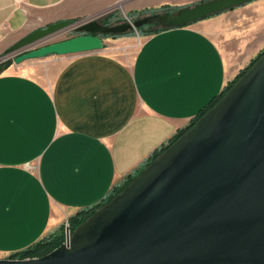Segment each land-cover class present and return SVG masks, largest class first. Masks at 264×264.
<instances>
[{"label":"crops","instance_id":"1","mask_svg":"<svg viewBox=\"0 0 264 264\" xmlns=\"http://www.w3.org/2000/svg\"><path fill=\"white\" fill-rule=\"evenodd\" d=\"M179 1L0 0V57L51 24ZM103 45L0 73V259L65 239L220 95L264 49V0Z\"/></svg>","mask_w":264,"mask_h":264},{"label":"water","instance_id":"2","mask_svg":"<svg viewBox=\"0 0 264 264\" xmlns=\"http://www.w3.org/2000/svg\"><path fill=\"white\" fill-rule=\"evenodd\" d=\"M252 0H207L105 27L100 16L37 29L0 59L19 64L103 49L94 34L134 31L156 18L183 27ZM67 30L72 38L40 45ZM46 255L0 264H264V55L214 107ZM70 236V238H69Z\"/></svg>","mask_w":264,"mask_h":264},{"label":"trees","instance_id":"3","mask_svg":"<svg viewBox=\"0 0 264 264\" xmlns=\"http://www.w3.org/2000/svg\"><path fill=\"white\" fill-rule=\"evenodd\" d=\"M207 1V0H206ZM204 2V1H203ZM201 3V2H199ZM197 4V3H196ZM196 4L190 5V6H185V7H180V8H171L167 5L162 6L161 8H156L154 10H146L143 11L142 13H131V16L136 17V19L134 20H138L141 18H145V17H153V16H158V15H162V14H166L169 12H175L177 10L183 9V8H188V7H192ZM219 14V13H217ZM215 15V14H214ZM213 16V15H211ZM114 17V16H113ZM210 17V16H209ZM208 18V17H206ZM205 19V18H203ZM202 20V19H200ZM100 25L105 26V27H111V26H116V25H120V24H111L110 21H104V22H98ZM155 26V27H154ZM154 27V28H153ZM164 30V28L160 27L158 25V22L156 20V18H152L151 21L147 24L144 25L140 28L137 29L138 34L140 35H149V34H153L156 33L158 31ZM76 33V35H79L81 33H77L76 31H74ZM130 33H132V31H127L125 33H121V34H94V35H100V37L102 39H104V37H110L112 39H116L122 36H127ZM264 55V49L257 54V56L249 63V65L243 69L238 75L237 77L230 82L226 88L223 90V92L218 95L217 97H213V99L205 106L203 107L199 113L196 115V117L192 120L191 123H189V125L184 128L183 130L179 131L170 141L168 144H166L165 146H163L159 151L153 153L151 155V157L149 158V160L146 162V164L144 165V167L137 173V175H134L132 177H130L129 179H127L126 183L124 185H122L121 187L117 188L114 193H112V195L107 199V201H105L104 203H100L94 207H91L87 210H81L79 212H77L73 217H71L68 221V228L70 230L71 233H73L81 224H83L93 213H95L98 209H100L105 203L111 201L113 199L114 196H116L117 194L121 193L133 180H135V178H137V176L147 167L149 166V164H151L152 162H154L161 154L163 151H165L171 144H173L178 137H180L182 134H184L187 130H189L194 124L195 122L204 114L206 113L211 107H214V105L221 99L224 97L225 93L227 92L228 89H230L233 85L236 84V82L253 66V64L262 56ZM12 63L11 60L5 62L4 64H2V69L7 68L10 64ZM65 228V227H64ZM64 242V233L62 231V233L58 236H54V237H49V238H45L42 239L41 241L37 242L36 244L32 245L31 247L25 249L24 251L20 252V253H16L14 255H11L9 258L12 259H30V258H38L41 257L43 255L48 254L49 252H51L52 250H54L55 248H57L58 246L60 247V245Z\"/></svg>","mask_w":264,"mask_h":264},{"label":"rangeland","instance_id":"4","mask_svg":"<svg viewBox=\"0 0 264 264\" xmlns=\"http://www.w3.org/2000/svg\"><path fill=\"white\" fill-rule=\"evenodd\" d=\"M203 1H206V0H180L177 3H172L170 5L165 4V5H167L171 8H180V7L190 6V5H193V4H196L199 2H203ZM142 12L143 11H137L134 13H142ZM131 13H133V12H129L124 5H119V6H116L115 10L110 11V12L98 17L96 20L98 22H104V21L108 20L111 22V24H124V23L130 22V21L132 23V22L136 21V20H134V19H136V17L131 16L130 15ZM44 28H46V27H43V29ZM129 35H135V36L139 35L140 36V34H138L137 30L132 31V33H130ZM74 36H77L76 33L74 32V30H67V31H64L60 34H57V35L51 37V39L45 41L42 44H39L38 46L49 44V43H54V42H58V41H62V40H66V39L72 38ZM108 38H110V37H106L105 39H108ZM0 59H1V57H0ZM10 60L12 61V59H10ZM12 63H13V61H12Z\"/></svg>","mask_w":264,"mask_h":264},{"label":"built area","instance_id":"5","mask_svg":"<svg viewBox=\"0 0 264 264\" xmlns=\"http://www.w3.org/2000/svg\"><path fill=\"white\" fill-rule=\"evenodd\" d=\"M70 235V236H72L71 235V232H70V230H69V228H68V224H66V227H65V237H66V235ZM70 236H69V238H70ZM63 243H65V239H64V242Z\"/></svg>","mask_w":264,"mask_h":264}]
</instances>
